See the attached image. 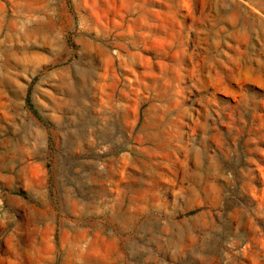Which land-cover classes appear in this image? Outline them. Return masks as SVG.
<instances>
[{"label":"rangeland","instance_id":"1","mask_svg":"<svg viewBox=\"0 0 264 264\" xmlns=\"http://www.w3.org/2000/svg\"><path fill=\"white\" fill-rule=\"evenodd\" d=\"M0 264H264V0H0Z\"/></svg>","mask_w":264,"mask_h":264}]
</instances>
